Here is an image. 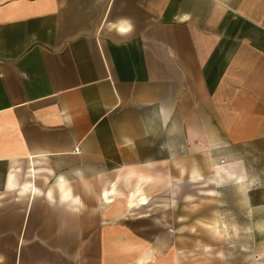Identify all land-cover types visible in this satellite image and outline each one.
Segmentation results:
<instances>
[{"label":"crops","instance_id":"obj_1","mask_svg":"<svg viewBox=\"0 0 264 264\" xmlns=\"http://www.w3.org/2000/svg\"><path fill=\"white\" fill-rule=\"evenodd\" d=\"M260 139L264 0H0V264L217 239L171 219Z\"/></svg>","mask_w":264,"mask_h":264},{"label":"rangeland","instance_id":"obj_2","mask_svg":"<svg viewBox=\"0 0 264 264\" xmlns=\"http://www.w3.org/2000/svg\"><path fill=\"white\" fill-rule=\"evenodd\" d=\"M234 157L242 158L248 177L237 182H230L216 193L214 185L199 184L192 193L194 210H187L182 205L176 210L180 221L172 223L195 225L198 237L202 230L199 223L210 217L213 211L217 216L222 236L211 240L143 243V260L140 264H264V139L237 147ZM212 190V197L202 195L204 190ZM205 198H207L205 200ZM212 204L208 206V200ZM208 206V207H207ZM104 210L102 211V213ZM96 224V234L116 233L115 225L105 216ZM97 223V222H96ZM111 225V226H110ZM114 227V228H113ZM90 231L92 227L89 228ZM203 229V227H202ZM92 244V243H90ZM96 246V264H135L136 258H126L121 244L115 242H94ZM120 244V245H119ZM77 264H87L89 258L78 257Z\"/></svg>","mask_w":264,"mask_h":264},{"label":"bare ground","instance_id":"obj_3","mask_svg":"<svg viewBox=\"0 0 264 264\" xmlns=\"http://www.w3.org/2000/svg\"><path fill=\"white\" fill-rule=\"evenodd\" d=\"M212 229L214 230V232H217V227L213 226Z\"/></svg>","mask_w":264,"mask_h":264},{"label":"built area","instance_id":"obj_4","mask_svg":"<svg viewBox=\"0 0 264 264\" xmlns=\"http://www.w3.org/2000/svg\"><path fill=\"white\" fill-rule=\"evenodd\" d=\"M75 150L78 151V148H76ZM221 162H223V161H221Z\"/></svg>","mask_w":264,"mask_h":264}]
</instances>
